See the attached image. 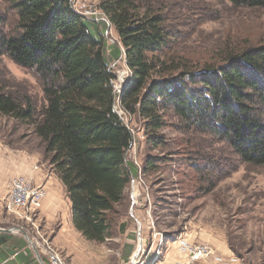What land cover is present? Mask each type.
Listing matches in <instances>:
<instances>
[{
  "label": "trees",
  "instance_id": "trees-1",
  "mask_svg": "<svg viewBox=\"0 0 264 264\" xmlns=\"http://www.w3.org/2000/svg\"><path fill=\"white\" fill-rule=\"evenodd\" d=\"M5 1L12 15L0 16V57L34 73L44 105L38 111L29 98L0 90V113L34 125L45 159L66 188L73 226L87 239L111 236L116 208L138 173L127 159L133 130L117 101L144 121L148 144L165 143L159 130L172 111L187 130L224 142L240 163L264 165V43L229 46L214 64L164 57L159 53L170 47L172 30L157 0H98L107 22L86 18L72 0ZM224 1L264 7V0ZM107 23L121 47L107 44ZM109 47L115 60L124 55L131 73L120 92ZM202 159L227 173L238 167V161ZM154 160L148 157L145 169Z\"/></svg>",
  "mask_w": 264,
  "mask_h": 264
},
{
  "label": "rangeland",
  "instance_id": "rangeland-1",
  "mask_svg": "<svg viewBox=\"0 0 264 264\" xmlns=\"http://www.w3.org/2000/svg\"><path fill=\"white\" fill-rule=\"evenodd\" d=\"M156 2L157 8L165 10L172 30L170 47L159 53L164 57L167 53L214 64L229 46L264 43V7H235L224 0ZM72 4L86 18L107 22L98 0H72ZM1 15H12L5 0H0ZM107 28V44L121 47L114 28ZM110 47V68L117 84L123 86L130 69L124 55L117 60L112 57ZM0 90L21 101L29 98L38 111L44 105L42 86L34 73L7 56L0 57ZM116 109L133 130L135 142L127 159L136 164L138 173L128 186L125 203L116 208L112 234L104 242L87 239L61 220L48 226L37 222L67 259L73 264H129L138 250L148 248L147 254L152 250L146 264H167L172 244L184 237L194 243L214 239L226 245L227 253L215 249L214 259L203 264H264V165L240 163L224 142L187 130L172 111L166 113L165 125L159 130L165 143L155 147L147 143L141 118L128 114L120 101ZM0 140L39 157L47 175L54 172L31 122L0 113ZM148 157L155 159L154 165L145 169ZM209 157L223 163L238 161V167L232 173L210 169L202 159ZM21 222L23 228L10 222H5V228L35 233V226L24 227Z\"/></svg>",
  "mask_w": 264,
  "mask_h": 264
},
{
  "label": "crops",
  "instance_id": "crops-1",
  "mask_svg": "<svg viewBox=\"0 0 264 264\" xmlns=\"http://www.w3.org/2000/svg\"><path fill=\"white\" fill-rule=\"evenodd\" d=\"M40 161L39 157L35 158L26 151L11 148L4 140H0V264H43L37 251L30 245L25 231H17V228L23 227L22 222L14 218L12 212L5 210L10 184L14 178L24 176L33 185L46 187L48 195L43 202L39 221H44L48 226L61 220L63 224L65 222L73 226L72 204L65 186L55 172L47 175L45 164ZM5 222L20 227H11L13 230L8 232L7 230L11 228H5ZM210 243L218 252L226 251L223 242L213 239ZM171 249V257L167 264H174L176 260L184 257V252L178 248L177 243H173ZM42 261L47 264L46 259L43 258Z\"/></svg>",
  "mask_w": 264,
  "mask_h": 264
},
{
  "label": "built area",
  "instance_id": "built-area-1",
  "mask_svg": "<svg viewBox=\"0 0 264 264\" xmlns=\"http://www.w3.org/2000/svg\"><path fill=\"white\" fill-rule=\"evenodd\" d=\"M114 87L116 91H121L122 86L118 85L117 82L114 83ZM47 192L45 186L33 185L27 177H16L10 184L6 200L7 208L18 220L24 221L26 227L30 225L37 228L35 233L31 232L30 229H26L25 232L30 238V245L37 251L39 257L46 259L47 264H73L54 243L53 239L47 236L39 226L37 227ZM176 243L178 248L184 252V257L176 260L174 264H203V262H209L214 259L216 254L215 249L208 243L189 242L184 237L178 238ZM151 250L148 254H150ZM147 251L148 248L138 250L131 257L129 264H146ZM156 253L160 254V246L157 248Z\"/></svg>",
  "mask_w": 264,
  "mask_h": 264
},
{
  "label": "water",
  "instance_id": "water-1",
  "mask_svg": "<svg viewBox=\"0 0 264 264\" xmlns=\"http://www.w3.org/2000/svg\"><path fill=\"white\" fill-rule=\"evenodd\" d=\"M13 229L11 228V229H9V230H7L8 232H11ZM16 230V229H15ZM18 231H22L21 229H17ZM26 233V232H25ZM27 234V233H26ZM27 238H28V240L30 241V238H29V236L27 235ZM40 258V260H41V262L44 264V262L42 261V258L41 257H39Z\"/></svg>",
  "mask_w": 264,
  "mask_h": 264
}]
</instances>
